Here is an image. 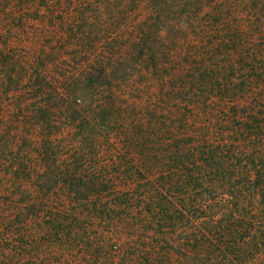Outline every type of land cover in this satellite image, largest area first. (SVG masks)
<instances>
[{"label": "rangeland", "instance_id": "1", "mask_svg": "<svg viewBox=\"0 0 264 264\" xmlns=\"http://www.w3.org/2000/svg\"><path fill=\"white\" fill-rule=\"evenodd\" d=\"M0 264H264V0H0Z\"/></svg>", "mask_w": 264, "mask_h": 264}, {"label": "trees", "instance_id": "2", "mask_svg": "<svg viewBox=\"0 0 264 264\" xmlns=\"http://www.w3.org/2000/svg\"><path fill=\"white\" fill-rule=\"evenodd\" d=\"M236 155V154H235Z\"/></svg>", "mask_w": 264, "mask_h": 264}]
</instances>
